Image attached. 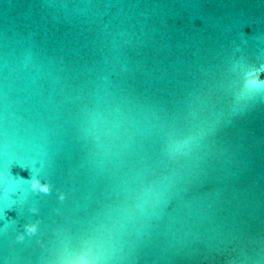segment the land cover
<instances>
[{
	"label": "water",
	"instance_id": "water-1",
	"mask_svg": "<svg viewBox=\"0 0 264 264\" xmlns=\"http://www.w3.org/2000/svg\"><path fill=\"white\" fill-rule=\"evenodd\" d=\"M0 264H264V0H0Z\"/></svg>",
	"mask_w": 264,
	"mask_h": 264
},
{
	"label": "snow or ice",
	"instance_id": "snow-or-ice-1",
	"mask_svg": "<svg viewBox=\"0 0 264 264\" xmlns=\"http://www.w3.org/2000/svg\"><path fill=\"white\" fill-rule=\"evenodd\" d=\"M37 189L40 190V191H47V187L46 186H43V185H36Z\"/></svg>",
	"mask_w": 264,
	"mask_h": 264
},
{
	"label": "clouds",
	"instance_id": "clouds-1",
	"mask_svg": "<svg viewBox=\"0 0 264 264\" xmlns=\"http://www.w3.org/2000/svg\"><path fill=\"white\" fill-rule=\"evenodd\" d=\"M29 232H34L35 231V226H29L28 227Z\"/></svg>",
	"mask_w": 264,
	"mask_h": 264
}]
</instances>
